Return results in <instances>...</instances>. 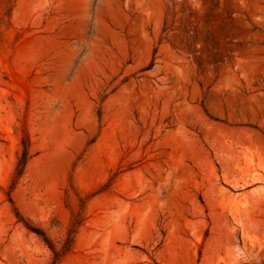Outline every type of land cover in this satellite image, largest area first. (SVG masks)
<instances>
[{
  "label": "rangeland",
  "instance_id": "374dc122",
  "mask_svg": "<svg viewBox=\"0 0 264 264\" xmlns=\"http://www.w3.org/2000/svg\"><path fill=\"white\" fill-rule=\"evenodd\" d=\"M14 207L79 215L57 264H264V0H0V264H49Z\"/></svg>",
  "mask_w": 264,
  "mask_h": 264
},
{
  "label": "trees",
  "instance_id": "16d2710c",
  "mask_svg": "<svg viewBox=\"0 0 264 264\" xmlns=\"http://www.w3.org/2000/svg\"><path fill=\"white\" fill-rule=\"evenodd\" d=\"M30 157H31L30 140H29L28 134L26 132H24L22 137H21V149L17 155L15 167H14V170H13V173L11 176L10 187H13L17 183L18 179L24 173L26 164H27ZM10 201L12 202L11 199H10ZM14 210H15V216H16L17 220L22 221L28 229H30V230L34 231L36 234H38L46 242V244L48 245V247L52 251V260L50 261L49 264H57L59 256L62 253L66 252L70 248V245H71V242L73 239V232L76 228V225L78 224V222L80 220L79 215H74L72 217L70 224L68 226L66 238H65L64 242L62 243L61 247L59 249H56V247L46 237L43 230H41L39 228L31 227L30 225H28V223H26V221H24L22 214L16 209V207H14Z\"/></svg>",
  "mask_w": 264,
  "mask_h": 264
}]
</instances>
